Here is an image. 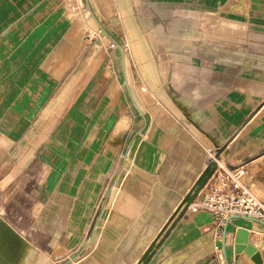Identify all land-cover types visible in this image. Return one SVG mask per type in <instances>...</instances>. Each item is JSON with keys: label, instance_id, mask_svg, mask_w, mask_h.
<instances>
[{"label": "crops", "instance_id": "crops-1", "mask_svg": "<svg viewBox=\"0 0 264 264\" xmlns=\"http://www.w3.org/2000/svg\"><path fill=\"white\" fill-rule=\"evenodd\" d=\"M114 1L125 39L118 37L135 55L118 49L120 71L100 70L92 53L104 45L93 35L98 29L115 39L96 0H0V140L15 137L22 121H76L74 142L84 141L79 151L96 159L90 183H73L75 168L66 171L53 203L63 208L35 215L34 247L21 246L19 264H139L216 160L217 146L227 145L195 202L242 188L264 200V0L218 1L202 12L203 23L189 20L200 6L180 18L165 0ZM216 13L217 37L196 36L212 29ZM137 84L148 94L150 115L117 98L139 95ZM52 109L60 115L52 117ZM122 117L131 123L115 144ZM238 168L245 174L236 181ZM226 221L187 209L148 264H225ZM40 238L50 252L38 246ZM226 255L229 264H264V225L231 220Z\"/></svg>", "mask_w": 264, "mask_h": 264}, {"label": "rangeland", "instance_id": "rangeland-1", "mask_svg": "<svg viewBox=\"0 0 264 264\" xmlns=\"http://www.w3.org/2000/svg\"><path fill=\"white\" fill-rule=\"evenodd\" d=\"M218 1L222 0H165L166 5L171 9V13L174 12L175 17L180 18H187L188 6H200V9H193V11H195L194 17L189 18L190 21L200 23L203 20L202 12L209 9L211 5ZM161 11L162 10L158 9V14H156L160 21L165 18V14ZM141 16L143 17L144 14ZM210 17L211 24L212 20L219 19L217 13L210 15ZM214 25L215 24H212V29L210 30H202V28H199L202 27L199 24V29L193 32L196 33V36L200 37L209 35L217 37V31L214 29ZM102 32L105 33L104 28H101V31L98 29L93 35L102 41L104 45H94L95 48L94 46L92 47L94 48L92 53L94 54L95 50L98 53V65L100 70L120 71L122 68L119 50L126 55L130 53L134 57L135 55L131 49L132 46L126 48L125 44L124 48L126 50L123 49L122 51L119 48L120 46L115 44L116 42H111ZM145 35L146 34L142 35L141 30L136 31V36H142L143 46L150 54V45H148ZM149 37L152 49L155 50L159 61L158 63H160L159 57L163 50L158 46V30H152ZM114 38L118 40L120 44H124L123 40L120 39L116 33L114 34ZM88 51L89 50L85 51L84 48L83 53H88ZM112 52L116 54L119 53L115 61L109 56ZM86 66L85 64L83 65V70L88 69ZM131 80L133 81V78ZM165 81H167V79ZM142 89L143 88L137 84V91L140 90V93L138 92L140 96L136 94L135 91H128L129 94H119L117 98H121L122 100L123 95V97L128 99L129 105L132 106L136 113L138 112L137 108L141 107L140 109H142L144 113L146 112V114H149L150 108L145 105L148 94L143 93ZM58 97V94H52V100H54V98L57 100ZM70 105L71 103L68 104V106ZM41 112L42 111H39V115ZM70 112L71 110L68 108L64 111L62 116H67ZM60 113L61 112L57 109L51 110L52 117H58ZM126 115H128V113L124 111L122 116ZM22 122L23 123L19 125V132L15 137H11V140H7L4 136L3 139L0 140V225L20 236L24 243L33 246V238L31 235L33 234V229L38 228L34 226V219H36L35 215L42 216V214H54L63 208L53 203L58 202L57 199L61 197L59 186L67 173L66 171H69L70 168H75L76 172L72 176L73 183L75 180H83L90 183L92 176H94L90 173L91 166L96 164V159L95 162L94 160L92 162L90 157H86L79 151L80 147L85 144L84 141L80 142L79 139H75L76 141L74 142L73 139L76 137H72V134L75 129L73 124L76 121ZM92 122L96 124L95 121ZM130 123L131 119L129 117H125L120 121L113 134V143L119 144L122 134L127 131ZM4 135L9 134L4 133ZM73 164L76 165V167H70ZM34 235L36 236V234ZM38 240V242L36 241L37 244L39 243L38 246L46 252H50L48 245L43 243L42 238ZM53 256L55 255L51 254V257ZM18 262L19 255L14 251L11 258L8 260L4 258L3 263L18 264Z\"/></svg>", "mask_w": 264, "mask_h": 264}, {"label": "water", "instance_id": "water-1", "mask_svg": "<svg viewBox=\"0 0 264 264\" xmlns=\"http://www.w3.org/2000/svg\"><path fill=\"white\" fill-rule=\"evenodd\" d=\"M100 10L102 11L103 16L107 20L109 26L111 27L112 31H110L113 34H117L120 38L123 40L125 39L124 35V29L122 26L121 18L118 13V9L116 7L114 0H96ZM105 33L107 36L111 38V40L114 41L117 46H120L119 48L123 51L125 49V44H120L117 40L113 39L112 36L105 30ZM124 53V52H123ZM135 80L137 83H141V79L138 76H135ZM145 102V101H144ZM147 107H149L146 104ZM152 106V105H151ZM150 108V107H149ZM227 145H224L222 147L217 146L215 159L213 162L210 163L206 171L203 173V175L200 177V179L197 181L193 189L190 191V193L185 197L181 207L178 209L177 213L172 217L171 221L168 223L167 227L164 229L162 234L158 237V239L151 245V247L148 249L142 260L139 264H148L152 257L154 256L156 250L161 246V244L164 242L166 237L168 236L169 232L172 230V228L175 226L176 222L182 217V215L187 211L189 206L194 203L196 200L198 194L200 191L205 187L208 180L213 176L215 171L218 168V162L217 160L221 158L222 153L226 149ZM235 219H246L242 217H230L227 219L225 228L223 231V249H224V256H225V264L228 263L227 255H226V231L227 226L231 220ZM250 220V219H247ZM256 221L264 225L263 221H257V220H251ZM1 232H3L1 234ZM10 236V237H9ZM29 244H26L23 242V239H21L20 236L15 234L14 232L10 231L8 228L3 227L0 225V264H4V258L5 260H8L12 257L13 252L17 255H19V261L21 259V256L23 254L24 248L21 246H28ZM16 249V250H15ZM12 253V254H11ZM2 257V258H1ZM19 264V262H18Z\"/></svg>", "mask_w": 264, "mask_h": 264}, {"label": "built area", "instance_id": "built-area-1", "mask_svg": "<svg viewBox=\"0 0 264 264\" xmlns=\"http://www.w3.org/2000/svg\"><path fill=\"white\" fill-rule=\"evenodd\" d=\"M245 174L243 168L234 170L233 179L239 181ZM238 184L236 183L235 186ZM193 212L208 211L223 222L230 217H242L264 222V200L258 198L251 190L242 188L240 193H226L214 190L202 201L191 204Z\"/></svg>", "mask_w": 264, "mask_h": 264}, {"label": "bare ground", "instance_id": "bare-ground-1", "mask_svg": "<svg viewBox=\"0 0 264 264\" xmlns=\"http://www.w3.org/2000/svg\"><path fill=\"white\" fill-rule=\"evenodd\" d=\"M90 179V178H89Z\"/></svg>", "mask_w": 264, "mask_h": 264}]
</instances>
